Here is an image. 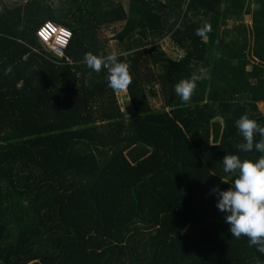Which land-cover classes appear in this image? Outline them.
<instances>
[{"label":"trees","instance_id":"trees-1","mask_svg":"<svg viewBox=\"0 0 264 264\" xmlns=\"http://www.w3.org/2000/svg\"><path fill=\"white\" fill-rule=\"evenodd\" d=\"M46 21L72 31L59 60ZM114 24L127 101L83 62ZM261 102L264 0H0V264H264L216 207L224 155H264L235 126Z\"/></svg>","mask_w":264,"mask_h":264},{"label":"clouds","instance_id":"clouds-1","mask_svg":"<svg viewBox=\"0 0 264 264\" xmlns=\"http://www.w3.org/2000/svg\"><path fill=\"white\" fill-rule=\"evenodd\" d=\"M209 31H211V25L205 23L203 27L196 30V35L203 38L205 33ZM52 55L57 60L63 58H60L57 54ZM50 59L57 62L52 57ZM83 62L95 72H99L102 67L106 69L107 86L114 92H120L127 101L128 94L121 91L125 90L130 84L131 78L127 64L119 61L115 53L104 56H98L90 52L85 53ZM9 72H11L10 66L5 69V74ZM197 79L198 77L193 75L179 80L174 85V91L182 102L190 100ZM125 107L130 106L126 105ZM235 126L244 141V143L237 146L240 151L251 152L254 148L256 152L264 154V126L246 115H242L237 119ZM254 134H258L260 137L255 143ZM221 163L224 173L236 172L237 175L228 189L217 192L216 207L226 214L225 222L229 225V232L232 237L238 239L245 236L248 238L250 246H256L258 252L264 253V155L256 159L242 160L236 154L226 153ZM221 179L228 183L222 177Z\"/></svg>","mask_w":264,"mask_h":264},{"label":"built area","instance_id":"built-area-1","mask_svg":"<svg viewBox=\"0 0 264 264\" xmlns=\"http://www.w3.org/2000/svg\"><path fill=\"white\" fill-rule=\"evenodd\" d=\"M246 22L250 23V20H246ZM36 33L38 38L46 47L47 51H49L52 54H57L60 58L64 56V50L68 47L72 38V31L69 28L65 26L57 25L51 21L44 22L37 29ZM115 34L116 33H113L112 37ZM130 110H131L130 107L124 108L125 112L127 111L130 112Z\"/></svg>","mask_w":264,"mask_h":264},{"label":"rangeland","instance_id":"rangeland-1","mask_svg":"<svg viewBox=\"0 0 264 264\" xmlns=\"http://www.w3.org/2000/svg\"><path fill=\"white\" fill-rule=\"evenodd\" d=\"M122 1H123L124 5L128 8L129 0H122ZM247 20H249V18ZM113 28H115L114 31H113ZM117 28H119L118 25L117 26L115 24L114 25H110V27L102 28L101 29L102 31L100 33L101 37L103 39L107 40V43H108V45H109V47L111 49V52L115 53V54L120 53L124 49L123 43H120L119 41L114 40L113 37H112L113 33L116 32ZM162 44H163V48H168V46L166 45L167 43L163 42ZM160 96L161 95H159V97ZM150 102L154 106L155 109H160L161 108L160 107V103L161 102L159 101V98H157V94L155 96H153L152 98H150ZM259 106H260V109L262 110V112L264 113V102H261L259 104Z\"/></svg>","mask_w":264,"mask_h":264},{"label":"crops","instance_id":"crops-1","mask_svg":"<svg viewBox=\"0 0 264 264\" xmlns=\"http://www.w3.org/2000/svg\"><path fill=\"white\" fill-rule=\"evenodd\" d=\"M165 42L167 43L166 45H167V46H168V48H169V46H170V45H169L168 39H166V41H165ZM167 46H166V47H167Z\"/></svg>","mask_w":264,"mask_h":264}]
</instances>
